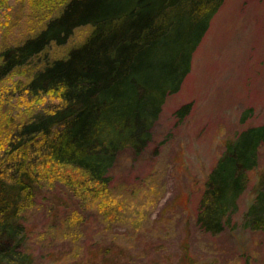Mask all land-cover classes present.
<instances>
[{"label":"trees","instance_id":"1","mask_svg":"<svg viewBox=\"0 0 264 264\" xmlns=\"http://www.w3.org/2000/svg\"><path fill=\"white\" fill-rule=\"evenodd\" d=\"M38 1L43 8L37 29L0 47V84L20 74L12 78V92L35 105L52 100L25 118L0 114V264H33L25 250L23 215L47 180L70 187L106 220L121 219L124 209L114 197L109 170L121 151L139 154L149 146L166 98L180 90L193 53L224 2ZM80 27L88 30L79 43L63 56L49 53ZM191 106L183 104L174 115L182 120ZM262 144L264 123L225 138L202 184L196 212L201 230L217 234L234 226L238 199L255 172L240 225L264 235ZM183 243L181 264H197Z\"/></svg>","mask_w":264,"mask_h":264},{"label":"rangeland","instance_id":"2","mask_svg":"<svg viewBox=\"0 0 264 264\" xmlns=\"http://www.w3.org/2000/svg\"><path fill=\"white\" fill-rule=\"evenodd\" d=\"M40 5L38 0H0V47L37 29ZM87 30L76 29L49 53L63 56ZM12 78L0 84V114L25 118L51 104H31L24 94L12 92ZM185 103L191 110L179 121L174 112ZM262 123L264 0H224L180 90L166 98L149 146L139 154L121 151L109 170L114 197L124 209L121 219L106 220L59 180L43 182L23 215L25 250L33 264H181L183 242L197 264H264V235L240 225L255 172L238 199L233 227L211 234L196 223L204 178L225 138ZM263 167L264 144L258 151V169Z\"/></svg>","mask_w":264,"mask_h":264}]
</instances>
